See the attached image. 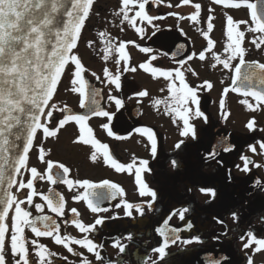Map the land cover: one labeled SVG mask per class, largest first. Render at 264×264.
<instances>
[{"label":"flooded vegetation","instance_id":"flooded-vegetation-1","mask_svg":"<svg viewBox=\"0 0 264 264\" xmlns=\"http://www.w3.org/2000/svg\"><path fill=\"white\" fill-rule=\"evenodd\" d=\"M248 2L256 3L257 0ZM195 3L201 4L198 22L189 19L195 12L191 6ZM120 4L121 0H95L90 19L86 21L74 53L86 69L85 78L92 87L100 91V107L112 117L111 120L107 117L90 118L88 125L93 129L94 137L109 146L111 154L119 163L126 165L134 160L137 163L141 159L148 160L150 171L141 173V177L157 192V199L149 209L147 205L151 197L139 195L134 169L131 173L116 172L104 164L99 153L97 161L93 163L90 156L94 149L91 145L73 143L78 135V126L69 122L55 137L45 138L42 130H38L34 147L29 153V166L36 167L41 174L46 173V163L38 158L39 150L43 148L45 160L62 163L70 168L69 179H87L93 183L108 180L120 186L125 194L122 197L117 196L115 200L106 201L102 207L108 208L107 212L93 213L87 207L86 201L74 200V196L82 194L85 189L74 187L69 190L66 184L58 182L53 185L45 177L44 180L35 181L34 187L38 193L48 194L51 188L53 192L62 195L65 200L64 216L58 217L52 213L39 195L34 196L33 202L44 205V209L43 212H37L32 207L30 210L33 216H53L60 225L61 235L66 233L77 239L83 238L84 234L65 221L78 219L88 225L97 218H103L104 224L97 225L96 230L89 234L95 242L103 245V264H151V260L158 258V254L152 249L162 243V237L156 229L163 227L165 220L169 227L180 229L181 240L198 237L201 241L190 245L180 242L171 245L167 249L170 255L165 258L167 264H209L212 260H218L220 264H248L249 256H252L253 264H264V253L253 255L250 249L243 247L247 242L248 231H253L258 238H264V220L261 219L264 217V155L253 154L249 149L250 144L255 145L259 153L257 142L264 141V131H261L264 129V110L250 111L246 105L240 103L245 97L239 93L229 91L227 95H222L226 87H231L232 73L223 69L222 65L211 67L214 63L213 54L220 55L221 58L227 55L224 52L228 43L225 32L226 16L231 15L235 21L251 23L250 10L245 5L225 9L213 4L212 0H191L188 5H183L181 0H148V15L161 19H154L151 25L146 20H137L136 26L144 29L143 33H138L127 22L121 23L120 17L115 15ZM261 5H264V0H261L258 8ZM209 8L213 9L211 13ZM210 15L214 17V28L208 33V39L214 43L211 50H208L203 33L207 31ZM246 28L247 25H240V30ZM101 32L105 36L101 37ZM254 35L259 34L245 32L243 47L248 50L245 59L264 63V50L255 49L250 42ZM108 40L116 47L105 61L102 49L105 47L104 42ZM89 41H92L91 46ZM121 42H129L125 47L129 60H120L117 64V48ZM140 48H147L149 51L142 52ZM201 51L205 52L204 61L198 58ZM193 53L196 55L188 60V56ZM152 57L156 59L153 60ZM145 63L164 70L179 69L185 73L189 86L198 89L201 116H193L190 120L196 130L195 139L191 134L188 137L180 135L183 122L175 113L170 112V108L176 105L168 91L169 82L160 76L153 77L151 73L140 68ZM232 63L235 65L239 61ZM125 67L135 68L136 71H125ZM105 68L113 75L121 76L119 90L106 82ZM189 69L194 70L197 75H193ZM72 71L74 66L69 65L52 102L59 107L67 106L72 114H84L85 110L79 107V94L71 90ZM93 72L100 80L91 75ZM204 81L211 82L213 87L198 88ZM176 84L179 86V81ZM140 91H147L148 95L140 96ZM109 93L120 99L123 107L118 108L115 100H109ZM221 99L224 100L223 109L220 106ZM247 99L255 103L251 97ZM156 100L164 103L156 105ZM190 107L194 112L197 105ZM63 115L54 112L55 120L63 118ZM250 120L256 122L257 130L254 132L246 127ZM105 124L111 128L114 136H108L107 130L101 127ZM55 126V121L49 124L50 128ZM145 127L152 129L156 137L155 157L151 155V142L147 136L136 131ZM116 136L123 139H116ZM181 140L184 143L180 149H176L175 145ZM225 145L231 146L232 151H222ZM214 150L219 152L216 160H206L207 154ZM242 155L253 161L248 172L236 167H243L240 159ZM173 160L177 162L175 167L171 163ZM255 164L261 166L255 167ZM53 171L58 170L54 168ZM29 178L30 174L25 173V181ZM257 181L260 183L257 184ZM202 188L214 190L215 197L210 192H202ZM27 193L28 190L25 189L18 195L23 199ZM126 203L140 205L144 215H139L135 208L128 215ZM73 208L77 209L79 215L71 212ZM184 208L188 211L184 213L185 218L182 221L177 210ZM173 212L177 214L168 219ZM233 213H236L238 220L233 219ZM188 224L192 225L191 229L187 228ZM26 231L30 239L35 238L30 231ZM129 235L133 237L132 240L126 239ZM115 241L128 245L125 253L121 254L118 247H113ZM39 243L45 245L50 252L58 254L51 257L53 264H81L79 257L67 252L62 245H56L51 238L41 237ZM72 247L83 252L93 264H101L86 250L77 245ZM31 255L35 260V253L32 252ZM9 264H14L10 253ZM159 264L165 262L161 261Z\"/></svg>","mask_w":264,"mask_h":264},{"label":"snow or ice","instance_id":"snow-or-ice-1","mask_svg":"<svg viewBox=\"0 0 264 264\" xmlns=\"http://www.w3.org/2000/svg\"><path fill=\"white\" fill-rule=\"evenodd\" d=\"M95 0H0V264H9V253L14 264H53L51 257L58 254L50 252L47 247L39 243V238H51L56 245H62L67 252L73 256L79 257L81 264H93L83 252L75 250L72 245H77L86 250L87 253L95 256V260L103 264L104 257L101 254L102 244H98L91 233L96 230L97 225H103L104 219L97 218L94 223L85 225L78 219L65 221L73 224L80 233L84 234L83 238L77 239L68 234L61 235L60 225L51 215L33 216L31 208L35 207L37 212H43L44 205L34 204V196L39 195L46 202L47 208L58 217L64 216L65 200L62 195L49 189L48 194L38 193L34 187V182L44 180L45 177L50 184L58 182L67 185L69 190L74 187L85 189L74 200L86 201L87 207L93 213L107 212L109 209L102 207L106 201L115 200L117 196H124V190L114 182L104 180L100 183H93L87 179H69L70 168L62 163H56L51 160H45L44 149L39 150V160L46 163L47 170L41 174L36 167L29 166V153L34 147V141L37 137L38 130H42L45 138L55 137L57 133L64 129L69 122H74L78 126V135L73 140L74 144L91 145L92 151L90 160L95 163L98 159V153L102 155L105 165L112 167L116 172L131 173L135 170V184L138 186L141 197L149 196L151 201L147 207L152 208L157 199V192L149 187L142 180L141 173L150 171L148 160L133 161L128 164L119 163L111 154L109 146L101 143L93 135V129L88 125L92 116L107 117L111 120V114L100 107V91L92 87L85 78V71L81 59L74 53L77 49L78 41L81 38L82 30L86 21L90 19ZM156 2V0H153ZM191 0H181L183 5L190 4ZM213 4L219 5L225 9L239 8L245 5L250 10L251 23L248 21H235L231 15L226 16L225 32L228 43L224 48L227 53L225 58L213 54L214 63L212 68L222 65L223 69L232 73L231 87H226L222 95H227L229 91L239 93L245 99L240 103L255 112L264 110V63L258 61H246L245 57L248 50L243 47L245 32L254 33L251 44L257 50H264V5L258 8L261 0L256 3H249L248 0H212ZM148 0H121L119 10L115 13L119 16L121 23L127 22L136 32L143 33L144 29L137 27V20H146L152 24L153 17L146 12ZM171 7V5H168ZM195 12L189 17L193 22H198L201 14V4L191 5ZM138 9V10H137ZM209 13L213 9H208ZM130 13H134L130 15ZM175 15V14H173ZM184 17H181L183 19ZM211 15L207 20V31L203 33L207 40L208 50L213 47V41L208 39V33L213 31L214 24ZM240 25H247L246 30H240ZM123 31V28H121ZM101 37L105 33H99ZM103 59L108 60L112 49L116 47L110 40L105 41ZM121 42L118 45L117 52L120 60L128 61L129 56L125 52L126 44ZM92 41H89L91 46ZM183 47V45H181ZM142 52H148L147 48H140ZM196 54L188 56L191 60ZM199 60L206 59L205 52L199 53ZM156 59V57H152ZM238 60L239 63L233 65L232 61ZM69 65L74 66L71 73L72 91L79 94V107L84 109V114H72L67 106L59 107L53 101L54 95L57 94L58 84L62 76L66 74V68ZM145 72H149L153 77L160 76L168 81V91L171 93L172 101L176 105L170 108V112L183 122V130L180 132L182 137H188L191 134L193 139L196 138L195 127L190 120L201 116L199 110V99L197 88L189 86L186 82L185 73L179 69L164 70L158 67H150L148 63L141 64ZM125 71H136L135 68L125 67ZM193 75L197 73L189 69ZM96 80L100 77L96 73H91ZM106 82L115 86L117 90L121 87V76L113 75L107 68L104 69ZM176 81H179L177 86ZM103 82V81H102ZM211 89L212 83L204 81L198 88ZM163 91V89H162ZM140 96H147V91H140ZM251 97L255 103L247 99ZM109 100H115L118 108L123 107V102L109 93ZM164 101L156 100L155 104L159 105ZM190 105H197L195 111ZM220 106L223 109L224 100L221 99ZM54 112L63 113V118L55 120ZM55 121L56 126L50 128L49 124ZM255 120H250L246 127L250 132H254ZM107 130L108 136H114L111 128L105 124L101 126ZM147 136L151 142V155L157 154V142L154 132L150 128H140L136 130ZM264 131V129H261ZM116 139L123 137L116 136ZM183 140L175 145L180 149ZM259 153L255 145L250 144L249 149L253 154L264 155V141H258ZM224 152L232 151V147L225 145L222 149ZM219 152L214 150L207 154L206 160H216ZM243 167L236 165L241 171L248 172L249 165L253 161L245 155L240 156ZM175 167L177 162L171 161ZM220 163V161H217ZM255 167L261 165L255 164ZM58 171L54 172L53 169ZM29 173L30 178L25 181L24 174ZM260 182L257 181V184ZM15 189V191H13ZM28 190L25 198H20L18 193L21 190ZM202 192H210L213 197L216 193L212 189H201ZM128 215L135 208L139 215L143 216L144 211L140 205L126 203ZM188 209L177 210L179 219L184 220V213ZM74 215H79L77 209H71ZM173 212L169 215H176ZM233 219L238 220L236 213H233ZM264 220V217H261ZM222 223V221H218ZM188 229L192 228L191 224L187 225ZM30 231L34 239H30L27 231ZM156 232L162 237V243L154 247L152 251L158 254L156 260H151V264H159L164 261L167 264L166 257L170 255L167 251L171 245L180 242L183 245L200 243L198 237L194 239L181 240L180 229L169 227L167 220L163 227L156 229ZM247 242L243 244L244 249H250L253 255L264 253V238H258L253 231L246 233ZM126 239L132 240L131 235ZM244 239V236L241 237ZM113 247H118L121 254L125 253L128 245L115 241ZM35 253L36 259H32L31 253ZM63 259L67 260V257ZM149 259H151L149 257ZM248 264H253L252 256L247 258ZM111 264V262H109ZM209 264H220L218 260H212Z\"/></svg>","mask_w":264,"mask_h":264}]
</instances>
